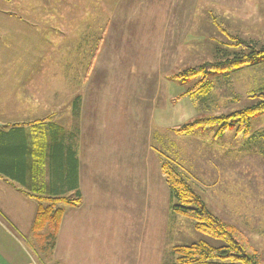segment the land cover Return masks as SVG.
<instances>
[{
    "label": "rangeland",
    "instance_id": "rangeland-1",
    "mask_svg": "<svg viewBox=\"0 0 264 264\" xmlns=\"http://www.w3.org/2000/svg\"><path fill=\"white\" fill-rule=\"evenodd\" d=\"M69 1V4L42 5L34 12L29 11L32 16L26 19L28 23L40 26L33 32L35 44H30L27 36L16 38L15 46L23 48L21 53L5 52L0 39V124L45 119L53 113L60 125L71 127L74 123L75 126L82 119L76 120L70 112L71 96L92 91L121 92L115 96V104L124 115L125 125L120 140L106 143L121 141L120 150L115 154L112 147L106 146L104 166L111 165L112 155L115 164L128 163L134 157L140 163L150 154L154 157L153 164L145 171L147 183L140 198V215L135 220V238L129 239L135 227L127 215L116 218L118 223L122 218V223H127L133 231L127 238L120 232V224L114 221L104 222V226L113 224L112 234L96 237L85 220L83 230L75 238L86 239L82 235L89 231L94 239L91 237L92 243L74 245L75 256L69 264H170L174 262L170 255L174 245L204 241L212 247L221 246L222 243L200 234L191 219L173 216L168 211L169 192L160 175L156 152L171 146L178 154L191 188L206 208L226 223L236 239L250 252L254 251L264 264V140L258 138L262 135L258 132L264 131V114L250 122L247 136L254 135L256 139L249 143L247 136L235 135L233 131L215 140L216 129L202 134L198 131L184 139L170 134L174 126L197 117L238 111L250 105V96L264 88V58L255 65L208 77L213 89L211 101L206 105L182 97L186 86H179L173 80L180 70L215 61L220 47L229 54L248 53L241 46L233 47L235 42L231 37L253 43L257 49L264 46V0H141L139 5L133 0L121 5H117L118 0ZM63 15H67V21L62 19ZM53 29H57L56 33ZM101 30L102 35L109 30L117 37L110 36V43L106 38L103 54L99 52L95 61L92 58L88 62L82 54L92 40L99 41ZM7 32L8 25L0 21V33ZM91 32L99 33V38L89 36ZM30 33L27 29L24 31V34ZM85 69L88 78L79 88L80 83L74 85V82ZM108 87L111 93H107ZM130 107L135 108L128 110ZM104 109L106 119L113 108L105 106ZM91 112L84 110L82 118L91 117ZM156 135H161L162 143ZM151 174L153 183L158 181L160 185L149 184ZM11 193L15 197L23 196L25 189ZM96 193L97 189L88 188L86 202ZM83 202L82 197V205ZM96 206L98 202L94 203ZM24 207L35 214L37 205L24 204ZM7 215L16 225L15 230L26 233L27 222L25 227L18 223L21 214ZM7 227L14 241L9 249L13 246L25 249V264H49L44 256H39V250L29 249V238L22 240L11 226ZM140 236H144V243ZM37 245L34 242V249H38ZM10 257L15 256L10 254ZM54 264L62 263L55 261Z\"/></svg>",
    "mask_w": 264,
    "mask_h": 264
},
{
    "label": "trees",
    "instance_id": "trees-1",
    "mask_svg": "<svg viewBox=\"0 0 264 264\" xmlns=\"http://www.w3.org/2000/svg\"><path fill=\"white\" fill-rule=\"evenodd\" d=\"M231 40L235 42L233 47L241 46L248 53L240 51L229 54L228 50L220 47V52L217 49V56H214L215 61L178 71L173 80L179 86H186L182 97H187L192 103L198 100L206 105L211 101L209 97L213 89L211 82L207 81L208 77L255 65L264 58V46L257 49L253 43L242 42L233 37ZM101 41L100 37L89 58L95 59ZM86 74L85 69L81 83L86 81ZM250 98V105L238 111L221 116L197 117L174 126L170 134L184 139L198 131L202 134L216 129L213 135L215 140L232 131L235 135L240 133L247 136L250 122L264 114V88ZM71 105L76 118L81 105L80 97L74 98ZM258 133L262 134L258 138L263 141L264 131ZM78 135L77 128L66 135L64 128L53 117L10 125L0 124V178L9 181L19 192L25 189L23 196L36 203L29 236L25 238L31 240L30 246L29 239L27 240L29 249L32 252L39 250V256H44L49 264L55 263L54 251L64 209L77 210L82 206L76 158ZM251 136H247L248 143L256 139L254 135ZM156 137L162 143L161 135ZM171 147L156 152L160 175L169 192L168 211L173 216L191 219L200 234L222 244L212 247L204 241H198L189 245H174L170 250L174 262L170 264H263L254 251L250 252L236 239L226 223L206 208L205 203L191 188L178 154ZM163 148L166 147L163 145ZM42 241L46 243L42 245ZM34 242H38V249H34Z\"/></svg>",
    "mask_w": 264,
    "mask_h": 264
},
{
    "label": "crops",
    "instance_id": "crops-1",
    "mask_svg": "<svg viewBox=\"0 0 264 264\" xmlns=\"http://www.w3.org/2000/svg\"><path fill=\"white\" fill-rule=\"evenodd\" d=\"M99 1L102 2L101 0ZM129 1L131 0H118L117 5L128 4ZM61 2L64 4L70 3L69 0H60L59 2H56L55 0H0V21H2L5 25H8V32L0 33V39H2L4 51L10 54H18L23 51V48L15 46L17 41L16 38L25 39V36H27V41H29L30 44H35L36 38L34 37L33 32L38 31L36 29L39 28L40 24L39 26L35 27V25L38 23H28V20L26 19H28V17L31 15L29 14V11L34 12L38 8L42 7V5L47 6L56 3L60 4ZM133 3L139 5L142 3V1L133 0ZM62 19L67 21V15H63ZM109 22L111 21H108L107 23ZM115 24V20H113V28H115ZM26 29L31 31V33L24 34ZM53 31L56 33L57 29H53ZM102 33L103 32L101 30L100 37L102 38V45L100 44V47L103 48L100 49L99 47L98 53L100 52V54H103L105 50L106 38L108 39V43H110V36L117 37L113 32L109 33V30H105L104 35H102ZM98 35L99 33L91 32L89 36H97V38H99ZM91 42L92 43L87 47L89 49L86 48L82 54L83 57L88 60V62L91 59L89 58V55L93 51V47L96 44V42L93 40ZM96 57L94 61L96 60ZM118 68L119 67H117V69ZM113 72L115 75L116 71L113 70ZM83 75L80 76L79 80H77L78 77H76L74 82V85H78L80 83L79 88L82 86L81 82ZM129 86L130 85H127V88H129ZM107 90L109 91V87ZM92 92L93 93L86 95L79 93L71 96L70 98V104H68V107L73 115L71 110V101L76 97H80V110L75 119H82L81 124L77 123L76 121L75 126L73 125L74 123L71 127L67 126V124L65 126L61 125L64 128L66 135L71 131H74L76 128L79 130L76 146V158L78 162L79 188L82 197L84 198L83 205L77 210L69 208L64 209V219L57 237L56 248L54 251L55 261H58L62 264H69L71 259L74 258V245L92 243L90 239L91 237L94 239V236L93 233L92 235L88 234L89 231L85 233L86 235H82V237L86 238L88 242H85L86 239L77 240L75 238L77 232H81L83 230L82 223H84L85 220L87 221L86 225H88L90 230L94 231L95 235H97L96 237L104 238L105 236L103 234H112L113 224L110 223L104 226V222L114 221L116 224H120L118 228L120 229L122 227L120 232L127 238L133 232L129 230L127 223H122L123 215H127L135 227V233L129 239L135 238V220L138 219L140 215L139 211L141 210L142 202L140 201V198H142V194L144 192V185L147 183V178L144 179L146 176L145 171L148 170L149 166L153 164L154 161L153 155L150 154V156L145 155L141 159L140 163L138 162V159L134 157L133 159H130L128 163L115 164V156L112 155L111 165L104 166V156L108 154L104 148L106 146L109 148L112 147L110 149L114 151L115 154L120 150L121 141H118L115 144L112 143V145H107L106 143L114 142L115 139L120 140L122 128L125 125V123L122 121L124 119V115L117 109V105L115 104V96L121 94V92L117 93L115 91L114 94H99V91ZM107 93L111 92L109 91ZM105 106L113 108L110 109L111 115L106 119L104 116ZM133 108L130 107L128 110ZM84 110H92V116L87 119H83L82 112ZM48 117H53V113H51ZM99 117H104V119H100ZM55 121L59 123L57 119H55ZM96 131L98 132L97 134L94 133ZM140 137L142 140L143 133L140 134ZM138 175H142V178L139 179ZM152 176L153 175L151 174V176L148 178L149 184L160 185L158 181L153 183ZM88 188L97 189V193L91 196L86 202V190ZM9 190L11 192L18 193L17 188H14V186L9 181H6L4 178H0V264H25V249L15 246H13L11 250L9 249L10 245H14V241L12 239L13 235H10V229L7 227V225L9 227L11 226V229H14L16 225L12 223L10 216L7 214H12L13 216H15V214L18 216L21 214L18 220L19 225L21 227H25L24 223L27 222V226L25 228L29 227L30 229L34 214L26 209L24 204L28 207H31L34 202L24 198L22 195L15 197L14 194L9 192ZM95 202H98V206L96 207H94ZM143 211L146 210H142V212ZM118 215L122 216L119 223L116 219ZM27 216L30 217V219H28ZM29 229L26 230V233L25 231L14 230L23 240ZM140 238L141 242L144 243V236H140ZM10 254L15 257L11 258ZM27 262L28 257L26 259V263Z\"/></svg>",
    "mask_w": 264,
    "mask_h": 264
}]
</instances>
